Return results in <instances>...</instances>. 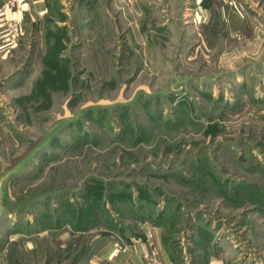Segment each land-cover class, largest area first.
<instances>
[{"label": "rangeland", "instance_id": "374dc122", "mask_svg": "<svg viewBox=\"0 0 264 264\" xmlns=\"http://www.w3.org/2000/svg\"><path fill=\"white\" fill-rule=\"evenodd\" d=\"M21 27L0 264H95L147 226L172 264H264V0H47Z\"/></svg>", "mask_w": 264, "mask_h": 264}, {"label": "crops", "instance_id": "0c3cea01", "mask_svg": "<svg viewBox=\"0 0 264 264\" xmlns=\"http://www.w3.org/2000/svg\"><path fill=\"white\" fill-rule=\"evenodd\" d=\"M46 3L47 0H21L18 8H4L0 11V33H3L6 30L5 26L13 20L18 23L20 29L21 25L26 26V22L29 20L35 22L39 28L46 12ZM141 231L143 234L141 237L132 236L128 245L121 249L98 245L94 250L91 262L95 264L106 261L110 264H145L141 254L149 253L163 264H172L163 246L159 230L147 226ZM223 249L207 252L204 259L199 260L196 264H245L238 262L233 257H226Z\"/></svg>", "mask_w": 264, "mask_h": 264}, {"label": "built area", "instance_id": "2783aa9c", "mask_svg": "<svg viewBox=\"0 0 264 264\" xmlns=\"http://www.w3.org/2000/svg\"><path fill=\"white\" fill-rule=\"evenodd\" d=\"M21 0H0V11L4 8H18L20 6ZM6 32L0 35V43H4L9 39L18 36L21 33V29L18 27V23L13 20L11 23L7 24ZM143 259L145 264H163L158 262L152 255L144 254Z\"/></svg>", "mask_w": 264, "mask_h": 264}, {"label": "water", "instance_id": "95a60500", "mask_svg": "<svg viewBox=\"0 0 264 264\" xmlns=\"http://www.w3.org/2000/svg\"><path fill=\"white\" fill-rule=\"evenodd\" d=\"M11 176V172L9 173H6V175L1 179V182L0 183V216L3 214L4 212V203H3V199L5 197V194H4V190H2V184H4V182L6 181L7 178H9ZM76 263V262H74Z\"/></svg>", "mask_w": 264, "mask_h": 264}, {"label": "trees", "instance_id": "16d2710c", "mask_svg": "<svg viewBox=\"0 0 264 264\" xmlns=\"http://www.w3.org/2000/svg\"><path fill=\"white\" fill-rule=\"evenodd\" d=\"M105 236H108V234H105Z\"/></svg>", "mask_w": 264, "mask_h": 264}]
</instances>
